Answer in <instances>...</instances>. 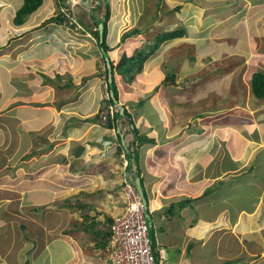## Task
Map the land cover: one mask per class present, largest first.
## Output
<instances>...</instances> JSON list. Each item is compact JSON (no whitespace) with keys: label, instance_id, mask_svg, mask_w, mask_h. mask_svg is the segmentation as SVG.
Segmentation results:
<instances>
[{"label":"rangeland","instance_id":"374dc122","mask_svg":"<svg viewBox=\"0 0 264 264\" xmlns=\"http://www.w3.org/2000/svg\"><path fill=\"white\" fill-rule=\"evenodd\" d=\"M57 1L58 0H45V8L37 15L30 17L27 25L18 28L13 25L12 19L17 8L21 4V0H0V46H4L0 49V65L14 68L10 71L11 80L9 78L3 80V85H1L3 70L0 69V100H2V94L13 88L18 84L17 81L21 79L22 86L19 85L18 92L13 96L14 101L17 98L16 101L19 102L17 103L19 106L36 107V104L39 101H43L47 95H50L52 90V93L56 92L58 99L59 96L56 85L59 83L60 79L57 75L65 77L64 81H69L70 78L68 76L75 77L76 75H81L83 79H85V77H90L87 82L90 84L89 98L92 101L89 103L95 105V102L98 101L99 98L102 99L103 97L106 99V83L102 80L103 76H98L101 72L105 71V66L101 57H97L98 54L94 55L92 52L93 48L97 46L96 40L92 34L83 32L80 30L79 26L70 28L68 26H58L53 22L42 26L44 20L56 15L59 11H66L64 8L57 5ZM85 1L89 6L83 11L86 4ZM99 1L103 2V0ZM109 2L111 5V17L108 23L110 41L114 39L115 36H117V39H120L125 32L130 31L132 28L141 31L139 35L129 38L128 41L130 44L128 46H118L114 51H111L114 61H118L125 52L131 54L135 50L141 49L144 45L147 47L152 43L154 37L163 31H172L180 27L186 30V34L183 37L164 42L157 50L158 52L156 55L150 58L162 56V63L160 62V64L157 65L158 68L156 71L160 69L164 75V79L167 74L173 75V73L169 74V72L174 71L176 84H173L171 80L170 82H163L164 79L157 78V86L151 85L152 88L146 87L144 90L143 85H149V78L157 74L148 73V75L146 74L147 77H145L146 75H144V72L141 74L135 73V79L131 83H126L122 79V75L118 73L115 74L116 80H118L119 83L118 101H120V104L113 108L117 111L119 109L122 110L123 105L127 108L129 106L128 113H134L135 123L141 131L149 132V127H145L149 122L154 129L159 130L157 128L158 124L154 123L159 120L157 114L161 117L162 122L164 121L163 124L167 121L165 125H169L170 119L165 117V112L156 113V110L151 108H162L163 110L165 106H167L163 101V94L169 101L167 102L165 100V102L171 105L168 107H172L178 104V102L182 103L184 101L177 97L179 94L185 100L188 99V101H191L193 95H198L199 87L194 90L192 86L190 87V85L195 83L198 79L202 82L201 87L203 90L208 84V81L213 80L212 84L208 86L210 89L218 90L220 88L223 93H227L235 90L237 81H242L243 83L245 80L249 82L250 75L254 71L264 72V0H109ZM95 6L97 7V0H73L71 2V9L68 13L72 19L76 21H79L80 18H85L81 21L95 29L92 16L88 15L93 11L92 7ZM178 6H181V8L177 9ZM95 12L97 15L101 16L103 14V8L97 9ZM81 26L83 25L81 24ZM34 34H36V36H34ZM130 39L133 40L130 41ZM47 45L51 48L47 51L50 53L42 57L41 51L45 50L40 49H43L41 47ZM35 47L40 48L36 51L34 49ZM251 47H255V50ZM251 50H253V52L248 55ZM31 52L36 55V60L30 58ZM20 53L22 54L21 59L18 58ZM85 53H88V56L83 55ZM254 56L262 57V60L258 62L257 60L256 62L252 59L250 60V58ZM38 59L40 60L36 63ZM146 63H148V61ZM126 68L131 71H136L138 69V67H132L130 64ZM9 80L10 82L8 84ZM96 80L99 81L100 88L104 89L102 97H100V91L97 87ZM186 81L191 82L187 83ZM182 83H185L184 86ZM76 91L79 93L80 87H77ZM69 92L70 90H66V96L73 95ZM191 92H193V95ZM39 93L41 94L39 95ZM36 94L39 95L37 100ZM246 94L249 96L251 95V100L257 99L254 95V91L250 90V93H237V100L246 103ZM20 97H23V99H20ZM257 101L258 100L253 101L252 104H255ZM141 102L143 104H141ZM212 103L219 106L216 101ZM14 105L15 104L11 103L5 108L1 107L0 112L4 111V113H7L9 110L13 109ZM105 105L104 102H101L100 109H103ZM70 107L71 109L67 107L63 109L67 112L66 115L60 113H55L53 115L52 123L49 122L48 128H52L54 132L50 134L47 132L42 133V135L24 134L21 133L22 126L19 129V127H12V125L10 127V123L7 124L10 133L7 134V139L4 138V134H2L0 139V155H3L2 157L5 159L7 158L6 161H4L3 158V161L5 164H9V167L7 166L4 169H0V244L4 233L9 237L14 232V222L16 219L14 218L15 213H13V211H15L18 205L27 203V198L23 194V197L19 194L21 192L14 187L15 185L5 184L6 182H4L2 178L3 175L7 174L13 180L15 178L13 170L18 169L19 163H23L27 168L24 170V173L27 172L28 174L24 175L22 173V176L18 174L20 179L23 178L24 182L22 184L30 185L31 189L35 184L33 182L34 179L30 178L36 176V179H39L36 180V194H38V192H43L45 194L48 193L52 197H58V195L63 192L62 196L59 197L60 200L58 203L63 202L64 204L65 201L76 203L72 205L71 209L68 207H61L62 205L60 204L59 207H57V202H55L57 204H53V207H57H55L56 210L62 211L60 215L64 217V226L67 227L58 231L56 234L54 233L57 230L53 228L52 224L56 222V220H52L51 218L53 216L58 218V216L54 215L57 211L54 212L51 209L45 210L40 207L41 210L36 212V236L40 238L39 242H45L46 234L51 235L50 237H52L53 234L55 239V235L61 234L63 235L62 238L65 237L62 241L67 239V241H73L72 243L74 245L76 244V248L71 244L72 248L75 249L73 250L74 252H76L78 246L85 250L87 249V254L94 260L95 256L100 257L98 255H100V253L104 255V252L94 250L92 231L100 227H107V217L106 213H103L104 211H108V213L115 216V212L110 211L108 207V205H110L109 203H111L110 198L105 197L107 194V187L103 188L104 184L97 188L92 185L96 177H105L106 169L112 168L110 173L111 171H113L114 174L116 173L115 179H107L108 183H110L109 187L114 190L113 192L109 190V192H111L114 202L119 199L120 207L123 206L121 197L122 192L120 189L121 183L120 179L117 177V174H120L119 171H121V168L118 162H115L119 156L116 154L117 146L115 142H112L113 139H115L114 141L117 139L114 134L109 136L112 137L110 142L113 144L108 146L105 152H100V154L95 153L89 155L83 152V150L81 152V149L77 150L78 154H80L79 156L75 154L76 148L82 145L87 147L85 150L88 149L85 142L90 141L92 136L94 140L101 138L98 134L99 130H96V127L102 128V126L94 123L90 117L92 114H88V118L79 119V121H82V134L85 136L75 135L69 139H62L61 141L58 137L63 136L60 135L56 128L60 130V126L65 124L64 121L69 122L70 119H75L77 115L74 107ZM195 107L196 106L190 109L188 107L184 108V113L177 114L178 117L180 116L179 119L182 120V122H179V119H175L174 122L173 119V123L185 124L180 136H183L182 138L184 139L187 137L184 146L188 144L195 149V151L190 150L189 152V157L195 158L194 163L191 164L192 171H189L190 176L199 174L201 179L207 181L209 178L207 172L210 170L205 167L207 165L206 163L210 161L211 163H218L221 165L224 159L222 155L224 150L222 144L217 140L213 130L208 128L210 124H212L211 119L216 121L214 118H218L221 113H209L205 116V111L208 108L199 110V113H191L197 110ZM54 108L58 107L54 106ZM70 110H73V113H71ZM170 110L172 113H175V115L178 111L172 108H170ZM84 112L86 113V111ZM89 112L90 111H88V113ZM189 113L192 115H189ZM2 114L3 113H0V121H5L6 118L2 117ZM248 115V123L252 121L254 123L256 114L249 113ZM192 116H204V119H197L196 121ZM33 117L34 114H30L27 118L31 120ZM205 118L209 119L207 124L203 123V121H206ZM125 119L128 121L130 117H126ZM72 123L74 122L72 121ZM192 123L194 124L192 125ZM248 123L246 125H249ZM160 125L158 126L159 128ZM227 126L231 129L234 128L230 125ZM161 130H159L156 137L157 145H151L154 147H151L150 152L146 151L150 153V156H153L154 151L160 144L162 150H167L170 147L168 141H163L164 134ZM0 132L2 133V131ZM4 133L6 134V132ZM81 140L83 142H81ZM59 141L61 142L58 143ZM75 141H80L77 142V146ZM247 150L248 152L246 151L247 153L239 161L241 170L239 169L236 174H240L244 180H246V174L250 177H252V174H259L263 179L258 169L262 168L260 165L263 163L262 157H264V155L262 153L264 148L257 147V145L250 147L249 145ZM97 155H100L99 161L96 159ZM138 155L139 156L135 160L139 162V164H142L144 157L141 152H138ZM112 162L113 164L110 165ZM10 167L15 169L11 170L12 172L9 174L8 168L10 170ZM202 168H205V170L201 171ZM37 171L39 172L37 173ZM45 171L46 174H44ZM222 177L223 179L226 178L224 175ZM16 178L18 177L16 176ZM158 178L162 180V183L167 179L166 175H161ZM81 179L85 180L82 186L79 185ZM19 180L16 179L14 182H19ZM86 182L89 183L86 184ZM177 182L180 187L185 185L183 178H180ZM39 184H41V187ZM261 184H263V181H261ZM217 186L219 188V184ZM9 188L13 189L15 193L9 190ZM93 189H97L98 191L102 190L103 193H100V195H93L95 192ZM222 191L223 189L221 188L219 194ZM236 191V193L240 192L239 199H236V201H243V203L248 205L250 199L245 192L246 190ZM252 192L253 191H251V193ZM82 194L91 195L92 198L90 200L88 198L83 199L84 197ZM146 197L148 200L150 199L148 191H146ZM11 200H13L12 203ZM79 201H84V203L91 204L92 206L85 207L87 210L85 213H82L84 211H77L76 208L77 202ZM262 202L264 203V199ZM260 208L261 209L258 210L256 214L264 217L263 205L260 204ZM50 213L54 214L51 215ZM227 213L228 212H226V214ZM260 213H262L263 216ZM262 221L264 223V220ZM44 222H46L45 225ZM93 222H96L97 226L95 225L94 228H89ZM16 223H18V221H16ZM152 225L154 231L153 244L155 248H158V244L162 240V234L161 231H159L158 225H156L153 214ZM86 229H88L89 232L86 231ZM27 235L28 234H26V236ZM247 238L252 240V246H250V248L256 250L262 246L264 247V228L253 234H247ZM57 239H60V237ZM73 255L75 256L76 253ZM1 257L0 255V258ZM85 257L86 254H84V258ZM101 258L105 259V255ZM94 261L97 263L101 262L99 259ZM0 264H6V260H0ZM30 264H33V261Z\"/></svg>","mask_w":264,"mask_h":264},{"label":"crops","instance_id":"0c3cea01","mask_svg":"<svg viewBox=\"0 0 264 264\" xmlns=\"http://www.w3.org/2000/svg\"><path fill=\"white\" fill-rule=\"evenodd\" d=\"M3 47L4 46H0V49ZM39 48L40 47H35L34 49L37 51ZM41 48L43 49L40 50L46 51H41L42 57L50 53L47 52L51 49L49 45ZM252 49L255 50V47ZM253 50H251L248 55H250ZM18 58H22L21 53L18 55ZM30 58L36 60V55L31 52ZM251 59L254 60V62H256V60L258 62L259 60H262V57L254 56L253 58H250V60ZM39 60L40 59H38L36 63H38ZM162 60L163 57L158 56L148 60V63L144 66V75H148V73L157 74L149 78V85H143L144 90L146 87L152 88L151 85L157 86V78L164 79V75L161 70L159 69V71H156L158 68L157 65L160 64V62L162 63ZM0 69L3 70V79L1 81V85H3V80L11 78L10 71L14 68L0 65ZM147 75L145 77H147ZM68 77L70 80L64 81L65 77H61L60 75L58 76V78L62 81L61 82L59 80V83L56 85L59 96L58 99L56 92L52 93V90L50 95H47L43 101H39L36 104V107L19 106L17 104L19 102L16 101L17 98L15 101L13 100V96L18 92L19 85L22 86V79L17 81L18 84H16L13 88L9 89L6 93H3L1 98L2 100H0V108H5L11 103L15 105L13 109L9 110L7 113H4V111L0 112L3 113L2 117L6 118L5 121H0V131H2V133L0 132V139L2 134H4V138L7 139V134L10 133L9 127L7 126L8 123H10V127L12 125V127L16 126L19 127V129L22 126L21 133L24 134L42 135L44 132H47L48 134L51 132L53 133L54 131L52 128H48L49 122L52 123L53 115L55 113L66 115L67 112L63 109L66 107L71 109L70 106L74 107L77 115L75 119H70L69 122L64 121L65 124L60 126V130L59 128H56L60 135L64 137L58 138L62 141V139H69L75 135H81L84 137L85 135L82 134V121H79V119L88 118V114H92L90 117H93L96 113H98L100 110V103L103 98H99V100L95 102V105L89 103L92 100L89 98L90 84H88V80L85 81L81 75ZM10 80L8 81V84ZM212 81L213 80L208 81L204 90L201 87L202 82H200L199 79L195 83L191 84L190 87L192 86L193 90L199 87L197 96H194L193 92H191L193 95L191 101H188V99L185 100L179 94L177 97L184 101H181L182 103L178 102V104L173 105L172 107H168L171 105H168L165 102V100L167 102L169 101L163 94V101L167 106H165L163 110L162 108L157 109L155 107H151L153 110H156V113L165 112V117L170 119L169 125L166 126L165 124L167 121L163 124L164 121L162 122L161 117L157 114L159 120L154 123L158 124V126L161 124L160 128L158 126L157 128L159 130L162 129L161 131H163L164 134L163 141H168L170 147L167 150H162L160 144L154 151L153 156H150L149 152L151 147H154L151 145H157V142L156 144L147 143L143 146H138L137 144H134V136L127 131L124 133L120 131L119 133L117 130L118 134H116L113 130L96 127V130H99V136L105 140L109 136H112V134L116 136L118 148V151L116 149V154L119 158L115 160V162H118L121 168V171H119L120 174H117V177L120 179V183L122 182L123 174L131 168L135 169V167L138 170L137 173L139 172L143 178L145 190L150 194L149 202L150 208L153 212L152 214L154 215L156 225H158L160 229L159 231H161L162 234V240L158 244V248H156L158 264H264V247L262 246L256 250H254V248H250V246H252V240L247 238V234H253L264 228V223L262 221L264 220V217L256 214L257 211L261 209L260 204L264 207V203L262 202L264 199V157H262L263 163L260 165L262 168L258 169L262 174L263 179L259 174H254L255 176L250 174L252 177L246 174V180H244L240 174H236L240 169L239 161L248 152L247 148H249V145L250 147L257 145V147L259 146L264 148V99L258 98L254 94L257 98L255 100L258 101L255 104H252L255 100H251V95L249 96L246 94V103L248 104L241 100H237V93H250V90H253L251 80L249 82L244 80L243 83L242 81H237L235 90L227 93H223L220 88L218 90L210 89L208 86L212 84ZM68 82L72 84L65 86ZM98 82L99 81L96 80L97 87L100 91V97H102L104 89L100 88L101 86ZM186 82L190 83L191 81ZM185 83H183V86ZM77 87H80L79 93L76 91ZM66 90H70L69 93H72L73 95L66 96ZM40 94L41 93H39V95ZM39 95L36 94V100ZM20 99H23V97H20ZM214 101H216L219 106L212 103ZM54 106H57L58 108H54ZM194 106H196L195 108H197V110L191 113H199V110H204V108H208L205 111V116L209 113H221L218 118H214L216 121L211 119L212 124H210V126L208 124V128L213 130V133L215 134L217 140L220 141V144H224L225 149L222 154L224 159L221 165L218 163H211L210 161L206 163L207 165L205 167L210 170L207 172L209 176L207 181H205V179H201L199 174L190 176L189 171H192L191 164L194 163L195 158H190L189 152L190 150L195 151V149H193V146H189L188 144L184 146V142L187 140V137L184 139L182 138L183 136L180 135L182 134L181 131L185 124L182 125L173 123V119L175 122V119L178 120L180 118L177 114L179 115V113H184V108L188 107L190 109ZM170 108L178 110L176 115L171 112ZM84 111H86V113ZM88 111L91 113H88ZM70 112L73 113V110H70ZM191 113H189V115H192ZM249 113L256 114L254 123L253 121L248 123L247 116L249 118ZM30 114H34V117L33 119L28 120L27 117ZM130 114L133 117L132 122L136 127H138L135 123L134 113ZM205 120L204 124H207L209 119L205 118ZM72 121L74 123H72ZM179 122H182V120L179 119ZM127 123L128 121L126 119L120 121L122 129L127 127ZM247 123L249 125H246ZM227 125L233 126L234 128L231 129ZM129 126L131 125L129 124ZM146 126L149 127V132L141 131L139 129L140 133L156 138L159 130L154 129L150 122L145 125V127ZM116 129H118V127H116ZM4 132H6V134ZM123 136L125 141L122 139ZM93 138L94 137L92 136L90 141L85 142L88 146L87 150H85L87 147L82 145L76 148L75 154L79 156L80 154H78L77 150L80 149L81 152L83 150V152H86L89 155L95 153L100 154L102 151L105 152L106 147L98 142L99 139L94 140ZM77 142L80 141H75L76 146L78 144ZM81 142L83 141L81 140ZM131 150L132 152L137 150V152L142 153L144 157L142 164L135 162L133 156L131 155V162L129 163V166L126 167V162L123 160L122 155L123 153L129 154ZM262 154L264 155V151ZM2 156L3 155H0V169H4L9 165L4 162L7 158L5 159ZM96 159L99 161L100 155H97ZM123 161L125 162L124 164ZM112 164L113 162L110 163V165ZM13 169L15 168L10 167V170L8 168V173L10 174ZM25 169H27L26 165L19 163L18 169L13 170V174L15 176L13 180L7 174L3 175L2 178L3 181L6 182L5 184H14V187L21 192L18 193L22 197L24 195L27 198V203L18 205L15 211H13V213H15L14 218L18 221V223H16V221L14 222L15 229L9 237L4 233L1 238L0 255L2 257L0 260H6V264H30L32 261L33 264H111L108 257V249L98 248L95 245L97 240H95V233L93 231L105 228L100 227L92 231V234L94 233L92 240L94 243V250L102 251L105 255V259H102L101 257L104 256L102 253L98 255L100 257L92 254L95 256L94 260L99 259V261H101L99 263L90 258L87 254V249L86 251L84 248H80L78 246L76 252H74L73 250L75 249H73L71 245L73 244V241H67V239L62 241L65 237L62 238L63 235L61 234L55 235L56 239L53 234L52 237H50L51 235L46 234L45 242H39L40 238H37L36 236V212L41 210L40 207L45 210L51 209L54 212L57 211L55 214L50 213L51 215L54 214L58 216V218L54 216L51 218L52 220H56V222L52 223L53 228L57 230L54 234L67 228L64 226V217L60 215L62 211L56 210V206L53 207L55 202H59V197L62 196L63 192L60 191L61 194H59L58 197H52L48 193L45 194L43 192H38V194H36V180L39 179H36V176L30 178L34 179L33 182L35 184L33 186L34 188L31 187L30 189V185L22 184L24 182L23 178L20 179L18 176V174L22 176V173L24 175L28 174L27 172L24 173ZM110 170H112V168H109L108 170L106 169L105 177H96L94 183L92 184L95 188L104 184L103 188L107 187V194L105 196L107 198L112 197L109 190L112 192L114 191L109 187L110 183H108L107 179H115L116 174H114L113 171L110 173ZM204 170L205 168H202L201 171ZM38 172L39 171H37V173ZM44 174H46V171ZM161 175H166L167 178L163 183L162 180L158 178ZM223 175L226 176L225 179H223ZM16 176L18 178H16ZM180 178H183L185 182V185L182 187H180L177 182ZM16 179H20L19 182H14ZM261 181H263V184H261ZM84 183L85 180L81 179L79 185L82 186ZM88 183L89 182H86V184ZM218 184L219 188L217 186ZM39 185L41 187V184ZM113 186L115 187L114 184ZM221 188L223 191L219 194ZM9 190L14 192L11 188H9ZM236 190H246L245 192L248 194L250 199L248 201V205L243 203V201H236V199H239L240 195V192L236 193ZM56 191L58 192L57 189ZM93 191H95L93 195H100V193H103L102 190L98 191L97 189H93ZM251 191L253 192L251 193ZM82 196L84 197L83 199L88 198L90 200L92 198L91 195L82 194ZM12 201L13 200H11V203ZM110 201L112 203H109L110 205H108L110 211H114L115 215L120 213L121 207L119 199L114 202V198H110ZM80 202L84 203V201H79L77 202V205ZM59 204L62 205L61 207H68L71 209L72 205L76 203L65 201L64 204L63 202L58 203L57 207H59ZM86 210L87 208L81 210V212L84 211L82 213H85ZM226 212L228 213L226 214ZM103 213H106V217L109 214L108 211H104ZM260 214L262 215V213ZM45 223L46 222H44V225ZM91 225L89 228H93ZM26 234L28 235L26 236ZM58 237H60V239H57ZM74 246L76 248V244ZM74 253H76L75 256L73 255ZM84 254H86L85 258Z\"/></svg>","mask_w":264,"mask_h":264},{"label":"trees","instance_id":"16d2710c","mask_svg":"<svg viewBox=\"0 0 264 264\" xmlns=\"http://www.w3.org/2000/svg\"><path fill=\"white\" fill-rule=\"evenodd\" d=\"M59 1H60V4L58 5L59 7L61 6L67 7L68 10H70L69 0H59ZM85 3L86 4L83 11H85V8L89 6V4L86 1ZM44 5H45V0H23L22 5L17 10V12H15V16L12 19L13 24L18 27L27 25L29 22L28 19L31 16L37 15L40 11H42L45 8ZM92 8L93 11L88 15L92 16V21L95 29H93L92 27L86 25L83 21H81L82 19L85 18H80L79 22L84 27L83 32H87V31L90 32L93 35V37L96 39L97 46L93 48L92 52L94 55L100 54L101 59L103 60L105 66V71L101 72L98 76L102 77L104 75L103 79L105 80V82H107L108 90L110 91L109 103L114 104L116 101H118V89H119L117 85V81L115 79V74L118 73L119 75H122L126 83H131L135 79L134 74L135 73L138 74L141 72L143 63L147 59L148 55H151L154 52H156L164 42L183 37L186 34L185 32L186 30L180 27L172 31H163L154 37V40L150 45H148L147 47L144 46L141 50L135 52L133 56L127 57L125 53L122 54V58L118 61L117 65H114V60L111 59L109 52L115 47L108 43V40L110 39V30L108 25L111 17L110 2L109 0H103V2L97 0V7L95 6ZM101 8H103V14L100 16L97 15L95 11ZM180 8L181 6L177 7V9ZM48 22H56L57 24H66L67 26H70L72 28L76 27V25L69 23L66 14L61 11H59L50 20H48ZM45 23L46 22H44L43 24ZM140 33L141 31L135 28L132 31L126 33L121 39V42H125L127 38H130L134 35H138ZM83 55L88 56V53H85ZM129 64L132 67L134 66L138 67V69L136 71H131L130 69L126 68L128 67ZM58 76L59 75H57V77ZM84 80H87V78ZM170 80L172 81V83H175V75L171 74L166 77V82H170ZM250 80L255 95L258 98L264 99V72L254 71L250 75ZM68 84L70 85L72 83L68 82L67 85L65 86H68ZM141 104L143 103L141 102ZM126 117H130L129 119L131 125L130 131L134 136L135 143L139 142L140 144L139 146H143L144 144L147 143L156 144V138L149 137L146 134L139 132V130L135 127L134 123L132 122L130 113H128V110L126 108L119 111V113H116L113 119H110L108 125L109 128H112L115 125L116 127H118L117 130L121 131L119 129L118 121ZM122 139L124 138L122 137ZM222 146L223 149H225L224 144ZM131 155L133 156L134 160L139 156L137 150H135V152H133L132 154L131 153L127 154L129 159L132 158ZM84 206H86V204L80 202L78 205H76V208L84 209ZM108 220L112 221L113 219L109 217ZM95 225L97 226L96 222H93L91 226L94 228ZM86 231L89 232L88 229H86ZM93 232L95 233V234L93 233L95 240H97L95 245L98 248L106 249L112 234L111 229L106 227L105 229L96 230Z\"/></svg>","mask_w":264,"mask_h":264},{"label":"clouds","instance_id":"9594fccd","mask_svg":"<svg viewBox=\"0 0 264 264\" xmlns=\"http://www.w3.org/2000/svg\"><path fill=\"white\" fill-rule=\"evenodd\" d=\"M73 0H69V7H70V9H71V2H72ZM22 2H23V0H21V4H20V6L22 5ZM60 4V1L58 0L57 1V5H59ZM20 6L17 8V10L20 8ZM61 8H64L66 11H61V12H63V13H65L66 14V16H67V18H68V20H69V23H71V24H74V25H76V26H79L80 27V30H82L83 31V29H84V27L83 26H81V24H80V22L79 21H76V20H73L72 19V17L70 16V14L68 13L69 12V10H68V8L67 7H62L61 6ZM17 10H16V12H17ZM15 16V15H14ZM32 17V16H31ZM53 17V16H52ZM52 17H50V18H48V19H46V20H44L43 21V23L44 22H46L45 24H43L42 26H45L46 24H48V23H51V22H48V20H50ZM14 18V17H13ZM29 20V19H28ZM79 22V23H78ZM53 23H55V24H57L56 22H53ZM14 25V24H13ZM58 26H67L66 24H57ZM15 26V25H14ZM16 27H18V26H16ZM22 27H24V26H22ZM22 27H18V28H22ZM68 27H70V26H68ZM71 28V27H70ZM133 29H135V28H132L130 31H132ZM110 30V29H109ZM130 31H128V32H130ZM88 32V31H87ZM87 32H85V33H87ZM128 32H125L121 37H120V39H117V36H115V38L114 39H111V41H110V39L108 40V43L110 44V45H113L115 48L114 49H112L111 51H114L116 48H118V46H128L130 43H129V38H127L126 40H125V42H121V39L123 38V36L126 34V33H128ZM90 33V32H89ZM91 34V33H90ZM139 35V34H138ZM34 36H36V34H34ZM93 36V35H92ZM134 36H136V35H134ZM133 37V36H132ZM131 38V37H130ZM95 39V38H94ZM96 40V39H95ZM133 39H130V41H132ZM167 42V41H166ZM123 44V45H122ZM145 46V45H144ZM143 46V47H144ZM142 47V48H143ZM98 48V47H97ZM141 48V49H142ZM141 49H138V50H135L133 53H131V54H128V53H126L125 52V55H127V57H131V56H133V54L135 53V52H137V51H139V50H141ZM111 51L109 52V55H110V57H111V59H113V56H112V54H111ZM158 51H156V52H154L153 54H151V55H148V57H147V59L145 60V62L143 63V66H142V70H141V72L139 73V74H141L142 72H143V69H144V66L146 65L145 63L148 61V60H150V58L152 57V56H155L156 55V53H157ZM124 54V53H123ZM98 57H101L100 56V54H98ZM122 58V55H121V57H120V59ZM119 59V60H120ZM118 60V61H119ZM118 61H114L115 63H114V65H117V63H118ZM117 62V63H116ZM170 73H173V75L175 74V72L174 71H171V72H169V74ZM104 76V75H103ZM167 76H168V74H167ZM166 76V77H167ZM137 77V76H136ZM90 77H87V80L89 79ZM86 79V78H85ZM115 79H116V77H115ZM122 79L124 80V78L122 77ZM87 80H85V81H87ZM102 80H104V79H102ZM105 81V80H104ZM117 81V85H118V80H116ZM163 82H166V78L163 80ZM176 82V81H175ZM106 83V94H107V97H106V99L105 98H103L102 99V102H104L106 105H105V107L103 108V109H100L99 110V112L98 113H96L93 117H91L92 119V121L94 122V123H96V124H99V125H101L102 126V128L103 129H106V130H113L116 134H118V132H120V131H118L117 132V129H116V126L114 125L112 128H109V122H110V119H113L114 118V116H115V114L116 113H119V111H121L120 109L119 110H117V111H114L113 113H111V111H112V108L114 107V106H116V105H118V104H120V101H116L114 104H110L109 103V101H110V91L108 90V85H107V82H105ZM174 84V83H173ZM176 84V83H175ZM182 85H183V83H182ZM118 88H119V86H118ZM255 94V93H254ZM127 109L128 110V112H129V106H128V108L125 106V105H123V107H122V109ZM131 115V114H130ZM103 116H106V121H104L103 120ZM192 118L194 119V120H196L197 121V119H202L203 117H201V116H197V117H194V116H192ZM131 119H133V117L131 116ZM122 120H125V118H122L121 120H119L118 121V123H119V129L122 131V133H124V132H129L131 135H133L132 133H131V131H130V129H131V126H129V124H130V122H129V120H128V123H127V127H125V128H123L122 129V126L120 125V121H122ZM203 123H204V121H203ZM135 125V124H134ZM192 125H193V123H192ZM136 127V126H135ZM138 130H139V128L138 127H136ZM140 132V131H139ZM202 132V131H201ZM147 136H149V135H147ZM112 138V137H111ZM111 138L110 137H108L106 140L105 139H103V138H100L99 140H98V142L100 143V144H102L104 147H108V146H111L113 143L112 142H115V145L117 146V140L116 141H114L115 139H113L112 140V142H110V140H111ZM123 138H124V136H123ZM124 140V139H123ZM125 141V140H124ZM123 141V142H124ZM134 144H137L138 146L140 145L139 144V142H137V143H135L134 142ZM137 145H136V147H137ZM117 149V148H116ZM133 152H135V150L133 151ZM132 152V150L130 151V153L132 154L133 153ZM129 153V154H130ZM122 158H123V160L126 162V167H128L129 166V163L131 162V160L129 159V157L127 156V154L126 153H123V155H122ZM123 161V164L125 163ZM135 162H137L136 160H135ZM132 167V166H131ZM137 168L135 167V169H130V170H128L127 172H125L124 174H123V177H122V182H121V184H120V189H121V192H122V204H123V206L121 207V212L120 213H118L117 215H112V214H108V216H107V219H106V224H108L107 225V227L108 228H110L111 229V232H112V234H111V237H110V239H109V243H108V245H107V247H106V249H108V257H109V260H110V263L111 264H113V261H112V237H113V225L115 224V221H116V218L117 217H121V216H123V215H125V213H127L128 211H129V209L134 205V204H130V202H129V200H127L126 199V197H125V195H124V191H123V187L125 186V183L127 184H130L134 189H135V192H137V194L139 195V198H140V201H141V204H142V206H143V212H142V217H140V218H143L142 220L144 221V223H145V225H146V227H147V230H148V235H149V238H150V242H151V245H152V247H153V250H154V254H155V257H156V248H155V245L153 244V239H154V231H153V225H152V210H151V208H150V202H149V200H148V198L146 197V190H145V187H144V184H143V178L141 177V174L138 172L137 173ZM139 175V176H138ZM139 179V184L137 183L138 180ZM140 190H142V192H143V195H144V198H142L141 197V195H140ZM120 191V190H119ZM110 198H112V197H110ZM144 200H145V203H144ZM84 204H86L87 206H92L91 204H88V203H84ZM87 206H84V208L85 207H87ZM81 210L82 209H77V211H80L81 212ZM109 217H111L113 220L112 221H109L108 220V218ZM104 222V221H103ZM103 222H102V224H103ZM155 264H158V261H157V257H156V263Z\"/></svg>","mask_w":264,"mask_h":264},{"label":"built area","instance_id":"2783aa9c","mask_svg":"<svg viewBox=\"0 0 264 264\" xmlns=\"http://www.w3.org/2000/svg\"><path fill=\"white\" fill-rule=\"evenodd\" d=\"M116 111L112 108L111 113ZM106 116L103 120L106 121ZM124 195L134 204L125 215L117 217L113 225V264H155L156 257L150 242L147 227L142 220L143 206L135 189L126 184Z\"/></svg>","mask_w":264,"mask_h":264},{"label":"water","instance_id":"95a60500","mask_svg":"<svg viewBox=\"0 0 264 264\" xmlns=\"http://www.w3.org/2000/svg\"><path fill=\"white\" fill-rule=\"evenodd\" d=\"M137 181H138L137 183L139 184V183H140V182H139V179H138ZM140 195H141L142 198H144V195H143L142 190H140ZM144 203H145V200H144Z\"/></svg>","mask_w":264,"mask_h":264}]
</instances>
